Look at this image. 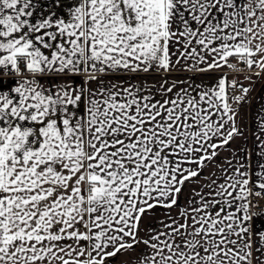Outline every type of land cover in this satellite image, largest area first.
Instances as JSON below:
<instances>
[{"label": "snow or ice", "instance_id": "6c2138e0", "mask_svg": "<svg viewBox=\"0 0 264 264\" xmlns=\"http://www.w3.org/2000/svg\"><path fill=\"white\" fill-rule=\"evenodd\" d=\"M65 4L0 0V264H264V0Z\"/></svg>", "mask_w": 264, "mask_h": 264}, {"label": "crops", "instance_id": "0c3cea01", "mask_svg": "<svg viewBox=\"0 0 264 264\" xmlns=\"http://www.w3.org/2000/svg\"><path fill=\"white\" fill-rule=\"evenodd\" d=\"M72 3H74V0H66L65 8ZM256 71H259V69H256ZM221 72L226 73L228 75L229 80L236 78L240 82H242L245 87H249L251 89L249 97H248V102L242 103L238 107L239 117L237 119V124L243 131L244 135L243 137L238 138L233 143L231 149H228L227 151H222L221 156L223 158L224 156L228 154V152H231L233 149H236L237 147L251 149L253 147V144L255 143L254 134L256 133L257 128H258L257 117H258V114H260L261 109H264V73H261L259 77H256L254 72L249 73L247 69H244V71H241L238 73L237 72L233 73L231 72L230 69L224 68L221 70ZM219 75H220V72L209 73L205 76L199 77L197 82H199V80L202 79L205 81V83L210 84L214 82L218 78ZM245 75H251L252 80L249 81V80L244 79ZM149 79H152V78L149 77ZM156 79H159V77H156ZM233 107L237 108V105L233 103ZM205 175H207V171H205ZM188 187L191 188L192 185H189ZM187 194L188 193L186 190L185 197L187 196ZM183 203H184V198L182 197L181 205H183ZM157 218L164 219L165 210L158 208L156 210L155 217H145L144 224L147 226L149 224L155 223ZM141 248H143V245H141ZM126 258L127 257H120L117 261L114 262V264H119L120 260H123Z\"/></svg>", "mask_w": 264, "mask_h": 264}, {"label": "built area", "instance_id": "2783aa9c", "mask_svg": "<svg viewBox=\"0 0 264 264\" xmlns=\"http://www.w3.org/2000/svg\"><path fill=\"white\" fill-rule=\"evenodd\" d=\"M233 63H235V61H233ZM237 67L243 69L242 65H237ZM242 71H244V69ZM231 72H233V71L231 70ZM233 73H235V72H233ZM236 94L239 95L240 93L237 92Z\"/></svg>", "mask_w": 264, "mask_h": 264}]
</instances>
